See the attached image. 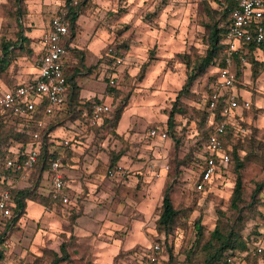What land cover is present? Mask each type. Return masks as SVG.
Listing matches in <instances>:
<instances>
[{
	"label": "clouds",
	"instance_id": "9594fccd",
	"mask_svg": "<svg viewBox=\"0 0 264 264\" xmlns=\"http://www.w3.org/2000/svg\"><path fill=\"white\" fill-rule=\"evenodd\" d=\"M262 42L264 0H0V264H206L218 228L264 264V190L231 206L264 183Z\"/></svg>",
	"mask_w": 264,
	"mask_h": 264
},
{
	"label": "trees",
	"instance_id": "16d2710c",
	"mask_svg": "<svg viewBox=\"0 0 264 264\" xmlns=\"http://www.w3.org/2000/svg\"><path fill=\"white\" fill-rule=\"evenodd\" d=\"M19 2V0H18ZM21 13H17V15H20ZM75 20V17H73V21ZM207 29L209 31L210 34V40H211V44H212V48L208 53V57L206 59H204L202 62H200L196 68V72L203 74V72L205 71V69L213 63V56L216 53L221 52L222 48L218 47L219 44V40L221 39V29H219L216 26V23H212L210 26H207ZM256 47L255 43L253 42L252 44L248 45L249 50H254V48ZM259 47H261L262 49H264V42H262ZM234 60L237 62V67L239 66V61H238V56L235 55L234 56ZM253 63L255 64V66L257 64H259L256 61H253ZM225 62L224 60H222L220 62V66H224ZM263 68H264V64H260ZM7 69V62H0V72H3L4 70ZM89 72L91 71L88 70ZM258 71L254 70V77L258 75ZM76 74L78 75L79 72L78 70H76ZM237 76H239V71H237ZM75 79V76H70L67 83L71 84L72 88H73V93L71 95H69L70 100L73 101L75 99H77L76 96V92L78 91V87L76 86V84H73L72 81ZM189 83L191 84L192 81L190 80ZM185 92H187V89H185ZM222 103V101H221ZM175 109L173 110V116L175 115ZM170 127H171V122H170ZM45 152H47V148H45ZM55 156L52 157V159H54ZM23 159V157L21 158V160ZM242 167V166H241ZM239 170V169H238ZM264 183H259L256 185V189L258 190V188H260V186H262ZM256 190V191H257ZM242 178H240L238 180L237 186H236V198L232 201V209L234 210H238V207L240 205V203H242ZM255 191V192H256ZM25 195L24 192H20L18 193V197L19 196H23ZM17 204L18 207L20 209H23L24 204L22 201H20L19 199H17ZM165 211L162 215V218L160 220V225L163 228H170V225L173 223V218L178 216L180 213L177 212L173 206L172 203L166 199L165 200ZM264 217V214H262ZM196 230L198 233L203 232V228L201 226V222L197 221L196 223ZM212 240H215L217 243H219V247H217L213 254L209 255L208 261L209 260H213V259H218V257L221 255L222 252H226L228 250H232V256H235V252L236 250H240V251H247V245L245 244L244 240L241 239L239 234H235L232 230L230 232L224 233L223 231H221L219 228L217 229V231L215 233H213L212 235ZM208 246H212V243H207ZM61 251H65L64 248H61ZM169 253L171 252V249H168ZM2 258V257H0ZM226 256H222V263L221 264H225L226 261ZM65 260H70V257L68 256L67 253H65L64 256ZM55 264H60V261L57 260L55 262Z\"/></svg>",
	"mask_w": 264,
	"mask_h": 264
},
{
	"label": "rangeland",
	"instance_id": "374dc122",
	"mask_svg": "<svg viewBox=\"0 0 264 264\" xmlns=\"http://www.w3.org/2000/svg\"><path fill=\"white\" fill-rule=\"evenodd\" d=\"M207 15L209 16V17H212L213 16V13L211 12V10H207ZM212 23L211 22H205V27L207 28V26H210ZM239 67V66H238ZM256 68H263L260 64H257L256 65ZM78 70V72H79V69H77ZM94 69H91V71L90 72H92ZM206 70V69H205ZM4 71H6V70H4ZM3 71V72H4ZM205 72V71H204ZM203 72V73H204ZM240 72H239V76H237V79H239V77H240ZM258 75H259V73H258ZM257 75V76H258ZM69 116H71L72 115V113H71V105L73 104V103H75L76 102V99L75 100H73V101H71L70 100V97H69ZM180 111H181V113L183 114V109H180ZM175 116V115H174ZM3 127V125L2 124H0V128H2ZM15 139H17V140H25L26 139V137H24V136H22V135H16L15 137H14ZM7 143V140L6 139H0V146H2V145H4V144H6ZM241 147H243V145H241ZM177 175H179V172L177 173ZM257 185V184H256ZM242 203H240V205L241 204H244L245 205V207H240V205H239V207H238V210H234V209H232L233 210V212L234 213H239V215L235 218V224H236V226L239 228V227H242L243 226V224H244V221H245V219H246V217H245V215H244V213L245 212H247L248 210H253V213H255V208H256V205H258V204H261V201H259L258 199H257V197H258V195H259V193H260V191L261 190H264V184L262 185V186H260V188H258V190L255 188L254 190H252L251 192H249V189L246 187V185H245V183H244V179L242 178ZM257 190V191H256ZM256 191V192H255ZM249 198H250V200H251V203H247V201L249 200ZM261 206H264V204H261ZM181 214V213H180ZM179 214V215H180ZM251 218H255V216L253 215ZM260 219L261 220H264V217H263V215L262 214H260ZM233 223V221H229L228 222V225H226L225 226V228H228L229 226H231V224ZM202 226V225H201ZM220 229V228H219ZM221 230V229H220ZM235 234H239L238 233V231L236 230V228H232L231 229ZM231 230H229V231H227V232H230ZM222 231V230H221ZM224 233H225V231H223ZM226 232V233H227ZM240 235V234H239ZM253 235H256V236H259V232L258 231H254L253 232ZM240 237H241V239L242 240H244L243 239V237L240 235ZM251 238V237H250ZM213 241H215V240H213ZM216 242V241H215ZM217 243V242H216ZM218 245H219V243H217ZM217 247H215L214 248V246L212 245V246H208L207 245V243L204 245V249H205V251L206 252H208L210 255L211 254H213V252H214V250L216 249ZM171 249V248H170ZM223 253L224 252H222L221 253V255L218 257V259H213V260H209V261H207L206 262V264H221L222 263V256H223ZM70 261V260H69Z\"/></svg>",
	"mask_w": 264,
	"mask_h": 264
},
{
	"label": "built area",
	"instance_id": "2783aa9c",
	"mask_svg": "<svg viewBox=\"0 0 264 264\" xmlns=\"http://www.w3.org/2000/svg\"><path fill=\"white\" fill-rule=\"evenodd\" d=\"M241 11H242V10H241ZM226 34H227V33L225 32L224 35H226ZM222 51H223V48H222L221 52H222ZM235 55H237V54H233V57H232L233 60H234V56H235ZM224 62H225L224 66H220V67H227V62H226V60H224ZM43 82L46 84V83H47V80H44ZM54 159H55V158H54ZM54 159H53V160H54ZM23 160H24V158L20 161L21 164L23 163ZM233 257H234V255L231 256V257H227V258H226V261H225V264H228V260H229V259H232Z\"/></svg>",
	"mask_w": 264,
	"mask_h": 264
},
{
	"label": "crops",
	"instance_id": "0c3cea01",
	"mask_svg": "<svg viewBox=\"0 0 264 264\" xmlns=\"http://www.w3.org/2000/svg\"><path fill=\"white\" fill-rule=\"evenodd\" d=\"M93 71H95V69H94ZM93 71H92V72H93ZM90 73H91V72H90ZM76 86H77V85H76ZM68 99H69V97H68Z\"/></svg>",
	"mask_w": 264,
	"mask_h": 264
}]
</instances>
